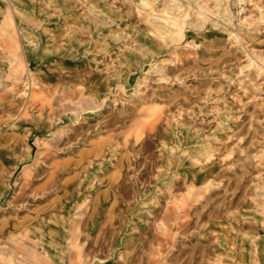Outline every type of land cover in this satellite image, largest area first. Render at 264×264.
<instances>
[{"label":"rangeland","instance_id":"rangeland-1","mask_svg":"<svg viewBox=\"0 0 264 264\" xmlns=\"http://www.w3.org/2000/svg\"><path fill=\"white\" fill-rule=\"evenodd\" d=\"M0 264H264V0H0Z\"/></svg>","mask_w":264,"mask_h":264}]
</instances>
